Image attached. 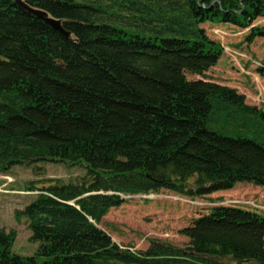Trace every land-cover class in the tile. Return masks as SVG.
Listing matches in <instances>:
<instances>
[{
	"label": "trees",
	"instance_id": "trees-1",
	"mask_svg": "<svg viewBox=\"0 0 264 264\" xmlns=\"http://www.w3.org/2000/svg\"><path fill=\"white\" fill-rule=\"evenodd\" d=\"M260 17L264 0H0V173L40 162L87 170L77 183L29 187L37 195L18 214L38 251L13 253L16 233L0 229V264H264V214L237 206L182 229L183 248L151 240L137 251L101 228L128 196L264 187V110L187 78L223 54L203 24Z\"/></svg>",
	"mask_w": 264,
	"mask_h": 264
},
{
	"label": "rangeland",
	"instance_id": "rangeland-1",
	"mask_svg": "<svg viewBox=\"0 0 264 264\" xmlns=\"http://www.w3.org/2000/svg\"><path fill=\"white\" fill-rule=\"evenodd\" d=\"M207 35L223 47L217 65L205 76L187 74L188 80H206L235 90L245 103L264 110V78L258 68L264 67V37H252V30L264 28V17L247 27L207 22L202 25ZM87 170L60 162L15 165L0 173V229L15 232L13 253L31 257L39 248L31 240L28 219L18 213L26 208L37 193L31 185L42 187L51 180L77 183ZM217 206H237L264 214V187L237 184L232 189L205 197H188L163 190L158 194L125 197V203L112 209L101 228L121 247L145 251L151 240L170 242L183 248L189 240L180 231L209 214Z\"/></svg>",
	"mask_w": 264,
	"mask_h": 264
},
{
	"label": "water",
	"instance_id": "water-1",
	"mask_svg": "<svg viewBox=\"0 0 264 264\" xmlns=\"http://www.w3.org/2000/svg\"><path fill=\"white\" fill-rule=\"evenodd\" d=\"M36 13H37L38 15H40L43 19H45L49 24L53 25L55 28H57V29H59L60 31H62L63 33H65V32L63 31V29L61 28V24H60L59 22H57V21H55V20H53V19H50V18L48 17V15L45 14V13H42V12H39V11H37ZM66 35L68 36L69 34L66 33ZM124 199H125V198H124Z\"/></svg>",
	"mask_w": 264,
	"mask_h": 264
}]
</instances>
